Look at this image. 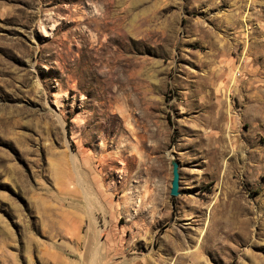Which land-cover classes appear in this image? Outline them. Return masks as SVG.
I'll use <instances>...</instances> for the list:
<instances>
[{"label": "rangeland", "instance_id": "374dc122", "mask_svg": "<svg viewBox=\"0 0 264 264\" xmlns=\"http://www.w3.org/2000/svg\"><path fill=\"white\" fill-rule=\"evenodd\" d=\"M0 264H264V0H0Z\"/></svg>", "mask_w": 264, "mask_h": 264}, {"label": "water", "instance_id": "95a60500", "mask_svg": "<svg viewBox=\"0 0 264 264\" xmlns=\"http://www.w3.org/2000/svg\"><path fill=\"white\" fill-rule=\"evenodd\" d=\"M179 166L176 162H173V181H172V188H171V196L176 197L179 195Z\"/></svg>", "mask_w": 264, "mask_h": 264}]
</instances>
